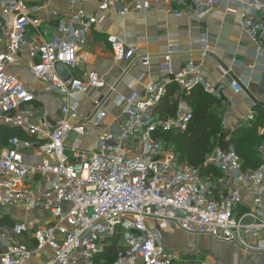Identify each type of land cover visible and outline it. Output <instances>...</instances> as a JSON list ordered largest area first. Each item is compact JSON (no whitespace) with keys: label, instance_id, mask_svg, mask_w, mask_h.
<instances>
[{"label":"built area","instance_id":"obj_1","mask_svg":"<svg viewBox=\"0 0 264 264\" xmlns=\"http://www.w3.org/2000/svg\"><path fill=\"white\" fill-rule=\"evenodd\" d=\"M66 1L68 13L53 11L42 17L38 13L44 0H0V126L26 136L14 137L0 149V209L21 207L44 212L47 218L0 226V264H32L37 257L43 259L41 264H96L115 236L119 239L113 264H180L179 255L163 246V235L173 230L233 244L244 254L264 255V163L244 170L230 146L192 167L180 161L164 138L188 131L193 110L185 98L194 88L221 99L199 66L188 62L174 69L169 64L173 52L140 56L107 35L115 62L146 67L160 58L163 74L142 91L116 95L123 109L109 125L103 124L105 107L115 88L107 89L94 72L81 78L68 73L77 69L81 48L107 13L145 15L154 10L174 19L188 15L201 20L225 1L237 6L242 29L261 48L264 0H93L95 13L78 9L87 0ZM53 23L57 25L46 38L43 30ZM26 49L31 78L63 101L52 127L35 106L34 94L9 72ZM171 86L179 90L175 113L160 115ZM228 86L235 95L243 92L235 81ZM104 89L107 92L92 102L91 116L73 125L79 118L76 100ZM254 117L251 112L245 120ZM87 126L98 130L90 149L83 140ZM221 127L227 130L224 117ZM260 151L264 159V146ZM243 191L251 194L250 200Z\"/></svg>","mask_w":264,"mask_h":264},{"label":"crops","instance_id":"obj_2","mask_svg":"<svg viewBox=\"0 0 264 264\" xmlns=\"http://www.w3.org/2000/svg\"><path fill=\"white\" fill-rule=\"evenodd\" d=\"M78 9L95 13L96 4L93 0H87ZM53 11L68 13L67 1L44 0L38 15L45 17ZM241 21L237 6L225 1L217 4L211 14L201 20H194L188 15L174 19L171 15L154 10L145 15L133 13L119 16L107 13L101 27L92 30L87 45L80 51L77 69L68 73L72 77L81 78L94 72L102 78L107 89L115 88V96L110 98L105 107L107 113L103 124L109 125L113 120L120 118L123 109V105L115 102L116 95L142 91L149 84L158 82L163 74L159 67L162 63L160 58L152 59L146 67L137 62H115L106 43V36L117 37L128 49L135 50L140 56L161 57L173 52L169 61L172 68L177 69L188 62H193L200 67L202 76L208 84L220 90L224 106L223 117L226 119L227 131L232 134L236 129L253 123V121L247 123L245 120L251 112L254 113L255 120L260 116L264 123V44L261 48L252 44L242 29ZM55 25L57 23L43 30L46 38L51 36ZM2 48L0 45V52ZM204 49L207 51L204 52ZM217 60L222 63L219 64ZM30 62L29 49H26L22 52L18 66L10 68L9 72L17 75L34 94L35 106L44 111L45 122L52 127L60 115L63 101L57 94L48 92L44 84L31 78ZM220 65L226 68L227 75L220 69ZM234 79L238 80L243 88V92L237 95L233 94L228 86ZM172 88L174 92L170 99L176 101L179 90L176 86H171L168 90ZM106 92V89L91 90L87 95L78 98L75 105L79 118L72 121L73 125H82L83 118L91 116L92 102ZM256 107L260 110L255 109ZM17 130L19 138L26 139V136ZM85 132L83 137L85 149H90L96 141L98 130L87 126ZM257 135L263 139L256 149V155L264 162L260 156V149L264 146V125L259 126ZM4 148L6 147L0 146V149ZM243 195L245 200L251 199L249 192L243 191ZM6 215L15 222L47 220L44 212L26 211L21 207L0 209V218ZM166 235L179 237V240L174 239L171 242L167 239L171 246L169 250L177 253L183 249L186 250L184 252L186 255L194 251L201 253L207 257L209 264H264V255L244 254L233 244L216 242L206 237L188 236L179 230H173ZM42 262L43 259L40 257L32 260V264Z\"/></svg>","mask_w":264,"mask_h":264},{"label":"trees","instance_id":"obj_3","mask_svg":"<svg viewBox=\"0 0 264 264\" xmlns=\"http://www.w3.org/2000/svg\"><path fill=\"white\" fill-rule=\"evenodd\" d=\"M173 92L172 88L163 99L159 107L160 115H174L176 101L170 99ZM185 100L193 110V118L188 131L183 134H164V138L174 146L181 162L198 167L208 158L210 155L208 150L211 148L226 150L233 146L241 158L244 170L256 168L264 163L256 155V149L261 145L263 139L257 135L259 126L264 125L260 116L256 120L254 119L249 126L240 127L232 134L229 131L224 133L219 130L221 114H218V109L223 105L221 99H216L205 93L201 87H196ZM19 135L16 129L0 126V146L7 147L8 141L14 137L19 138ZM206 140H213V143L208 145ZM14 223L15 221L8 215L0 218V226L10 227ZM118 239L119 237L115 236L110 240V245L97 257L96 264H113L118 250Z\"/></svg>","mask_w":264,"mask_h":264},{"label":"rangeland","instance_id":"obj_4","mask_svg":"<svg viewBox=\"0 0 264 264\" xmlns=\"http://www.w3.org/2000/svg\"><path fill=\"white\" fill-rule=\"evenodd\" d=\"M84 48H85V46L83 48H81V50L84 49ZM223 109H224L223 105L220 107V109H218V114H221V118L223 117V113H224ZM219 130H221L224 133L228 132L227 130L222 129L221 123H220ZM206 142H207L208 145H210V144L213 143V140H208V141L206 140ZM216 149L217 148L214 147V148H211V150H208L209 151L208 153L210 154L209 156H211L215 152ZM166 234L167 233H165L163 235V246H164V248L166 250H169V248H171L169 242L173 241L174 239L179 240V237L175 236V235L168 237V235H166ZM167 239H168L169 242L167 241ZM178 251L179 252H177V254L180 257V261H181L180 264H209V261L206 260L207 257L203 256L201 253L199 254L198 252L194 251V252H191V254L186 255L184 253L186 250L180 249Z\"/></svg>","mask_w":264,"mask_h":264},{"label":"water","instance_id":"obj_5","mask_svg":"<svg viewBox=\"0 0 264 264\" xmlns=\"http://www.w3.org/2000/svg\"><path fill=\"white\" fill-rule=\"evenodd\" d=\"M211 57H213V55L212 54H209ZM218 62H219V64H221L222 62H220L219 60H217ZM132 66V65H131ZM221 66V69L224 71V72H226V73H228V71L226 70V68H224L222 65H220ZM234 81L235 82H237L239 85H241L240 83H239V81L238 80H235L234 79Z\"/></svg>","mask_w":264,"mask_h":264}]
</instances>
